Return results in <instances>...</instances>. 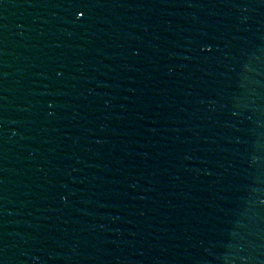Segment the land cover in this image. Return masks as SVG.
Listing matches in <instances>:
<instances>
[{"label": "water", "instance_id": "95a60500", "mask_svg": "<svg viewBox=\"0 0 264 264\" xmlns=\"http://www.w3.org/2000/svg\"><path fill=\"white\" fill-rule=\"evenodd\" d=\"M0 264H264V0H0Z\"/></svg>", "mask_w": 264, "mask_h": 264}, {"label": "snow or ice", "instance_id": "6c2138e0", "mask_svg": "<svg viewBox=\"0 0 264 264\" xmlns=\"http://www.w3.org/2000/svg\"><path fill=\"white\" fill-rule=\"evenodd\" d=\"M80 7H81V8H86V7H87V4H86V3H81V4H80ZM84 14H85V13H84L83 11H81V12L79 13L80 16H83ZM209 50H210V49H209Z\"/></svg>", "mask_w": 264, "mask_h": 264}]
</instances>
